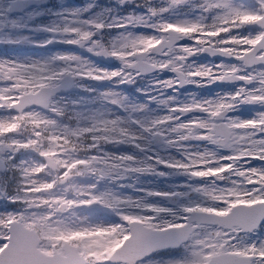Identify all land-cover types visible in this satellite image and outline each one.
<instances>
[{"label":"snow or ice","instance_id":"obj_1","mask_svg":"<svg viewBox=\"0 0 264 264\" xmlns=\"http://www.w3.org/2000/svg\"><path fill=\"white\" fill-rule=\"evenodd\" d=\"M47 5L0 0V264H264V0Z\"/></svg>","mask_w":264,"mask_h":264},{"label":"flooded vegetation","instance_id":"obj_2","mask_svg":"<svg viewBox=\"0 0 264 264\" xmlns=\"http://www.w3.org/2000/svg\"><path fill=\"white\" fill-rule=\"evenodd\" d=\"M88 0H48V7L52 8H58V7H77V6H83L85 3H87ZM100 4H105L111 6V0H97ZM46 19V18H45ZM135 87V86H132ZM213 88H216V85L212 86ZM182 91H195V89L192 88V86H188V88L182 90ZM203 94V92L201 93ZM155 107V106H153Z\"/></svg>","mask_w":264,"mask_h":264},{"label":"rangeland","instance_id":"obj_3","mask_svg":"<svg viewBox=\"0 0 264 264\" xmlns=\"http://www.w3.org/2000/svg\"><path fill=\"white\" fill-rule=\"evenodd\" d=\"M5 47L6 46H0V54H3V51H4ZM25 50H27V48H25ZM149 179L153 180L154 183H156V184H162V181L156 180V178L141 177L140 178L141 183L139 185H137V186H144V181L149 180ZM129 183H132V181H129ZM148 186H151V185H148ZM124 191L125 192H129V193L132 192V190L129 189V188L124 189Z\"/></svg>","mask_w":264,"mask_h":264}]
</instances>
